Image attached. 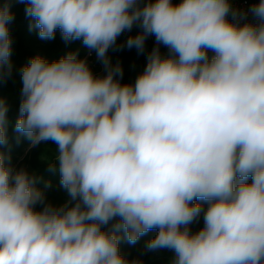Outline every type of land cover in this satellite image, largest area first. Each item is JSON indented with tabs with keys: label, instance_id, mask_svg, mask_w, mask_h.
Returning a JSON list of instances; mask_svg holds the SVG:
<instances>
[{
	"label": "clouds",
	"instance_id": "clouds-1",
	"mask_svg": "<svg viewBox=\"0 0 264 264\" xmlns=\"http://www.w3.org/2000/svg\"><path fill=\"white\" fill-rule=\"evenodd\" d=\"M20 2L41 39L59 29L82 40L107 73L75 53L22 68L15 131L33 147L54 142L70 200L45 204L0 151V264H140L120 254V233L135 244L153 229L146 248L173 251L171 264H264V0L244 23L230 0ZM12 20L3 0L0 79L11 74ZM134 25L128 48L142 53L154 35L169 54L153 48L135 83L121 84L107 52ZM7 112L0 99V146Z\"/></svg>",
	"mask_w": 264,
	"mask_h": 264
},
{
	"label": "trees",
	"instance_id": "trees-1",
	"mask_svg": "<svg viewBox=\"0 0 264 264\" xmlns=\"http://www.w3.org/2000/svg\"><path fill=\"white\" fill-rule=\"evenodd\" d=\"M0 2H3V0H0ZM144 2L146 3L148 0H144ZM172 2L179 4L182 0H172ZM25 8L26 3L20 2V0H11V11L14 14V20L8 25L12 40L11 74H6L3 79H0V99L6 103L8 108L7 143L0 146V151L5 154V163L12 167L14 171L25 170L30 176L35 178L34 187L43 193L44 203L51 204L70 199V197L60 184L58 161L56 160L57 149L54 142H42L33 147L25 136L15 131V122L19 116V106L22 100L21 70L35 56H41L48 62H53L69 53H75L78 59H84L88 48L84 46L82 40L66 42L62 39L59 29H57L54 39H41L38 36V29L33 28L30 30L31 20L25 15ZM140 31V28H137L132 34H127L125 31L117 38L116 45L107 52L111 65L119 64L123 70L122 78H120L121 84L135 83L137 76L144 71L148 55L153 48L159 47L162 56L169 54L166 46L163 44L157 45L154 35L147 37L142 53H139L134 47L128 48L126 46L128 37L135 36ZM212 55L213 53L209 51L210 58ZM95 65L100 68L97 74L89 66L94 76L102 77L106 75L107 69L100 59ZM50 165H55V169H50ZM250 181L251 177H249ZM197 202L201 203L205 209L207 208L206 203ZM203 223V214H201L200 218L190 226L192 232L200 230L203 227ZM106 227H110V225ZM157 232L158 229L149 231L135 244H131L123 238V233L121 232L120 254L129 261L136 260L140 264H171L174 258L173 251L169 249L149 251L146 248L148 241Z\"/></svg>",
	"mask_w": 264,
	"mask_h": 264
},
{
	"label": "built area",
	"instance_id": "built-area-1",
	"mask_svg": "<svg viewBox=\"0 0 264 264\" xmlns=\"http://www.w3.org/2000/svg\"><path fill=\"white\" fill-rule=\"evenodd\" d=\"M230 2L234 10H237L239 13H247L246 18L238 17L240 23H244L246 21L256 22L255 18L247 10L250 9L253 4L258 3L259 2L258 0H230ZM229 19H232V17L229 16ZM86 56H88V59L93 57L94 56L93 50L88 49Z\"/></svg>",
	"mask_w": 264,
	"mask_h": 264
},
{
	"label": "rangeland",
	"instance_id": "rangeland-1",
	"mask_svg": "<svg viewBox=\"0 0 264 264\" xmlns=\"http://www.w3.org/2000/svg\"><path fill=\"white\" fill-rule=\"evenodd\" d=\"M137 28H139V26H138V25H134L133 28L131 29V31H126V32H127V34H128V33L132 34V33H134V32L136 31ZM87 51H88V49H87ZM93 52H94V56H93V57H91L90 59H88V56H85V58H84L83 60H86L88 66H91V69H93V70L96 72V74H97V73L100 71V68L97 67V66L95 65V63H96L99 59L97 58L96 52H95L94 50H93ZM69 200H70V199H64V200L59 201V202H56V203H51V205L56 206V207H59V206H61V205H64V204H65L66 202H68ZM72 203H75V202H72ZM42 208H43V205H42V204H38V205L36 206V209H37L38 211L41 210Z\"/></svg>",
	"mask_w": 264,
	"mask_h": 264
}]
</instances>
